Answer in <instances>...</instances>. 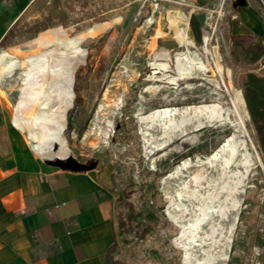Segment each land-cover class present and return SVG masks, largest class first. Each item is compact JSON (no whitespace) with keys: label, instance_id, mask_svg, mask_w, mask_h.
I'll list each match as a JSON object with an SVG mask.
<instances>
[{"label":"rangeland","instance_id":"1","mask_svg":"<svg viewBox=\"0 0 264 264\" xmlns=\"http://www.w3.org/2000/svg\"><path fill=\"white\" fill-rule=\"evenodd\" d=\"M236 9L34 0L0 40V117L47 160L95 163L120 226L111 260L264 264V155L243 96L248 74L264 78V27L246 38Z\"/></svg>","mask_w":264,"mask_h":264},{"label":"crops","instance_id":"2","mask_svg":"<svg viewBox=\"0 0 264 264\" xmlns=\"http://www.w3.org/2000/svg\"><path fill=\"white\" fill-rule=\"evenodd\" d=\"M33 1L12 0L0 12V40ZM246 2L235 11L238 25L262 38L264 1ZM36 95L21 91L14 116L25 115ZM0 123V264H106L105 254L117 240L108 189H100L87 172L49 165L14 121L2 116Z\"/></svg>","mask_w":264,"mask_h":264},{"label":"trees","instance_id":"3","mask_svg":"<svg viewBox=\"0 0 264 264\" xmlns=\"http://www.w3.org/2000/svg\"><path fill=\"white\" fill-rule=\"evenodd\" d=\"M194 24L196 25L195 22ZM250 37H253V34H250L246 38L250 39ZM234 38L239 39L240 36L236 35ZM251 48L255 51L254 57L252 59L254 61H257L264 51V45L262 42L259 43L257 41L256 43L252 44ZM243 84V96L245 105L250 119L254 125L258 143L264 155V78L260 77L258 74L250 73L246 76ZM117 227L119 231L120 226L118 223ZM115 246L116 240L113 241L112 245L108 248L105 254L106 264H120L119 261L111 260L110 257Z\"/></svg>","mask_w":264,"mask_h":264},{"label":"water","instance_id":"4","mask_svg":"<svg viewBox=\"0 0 264 264\" xmlns=\"http://www.w3.org/2000/svg\"><path fill=\"white\" fill-rule=\"evenodd\" d=\"M237 8H241L247 5L246 0H236V3L234 4ZM204 19V15H198L196 17V22L200 23L201 21H203ZM47 163L49 165H52L54 167L59 168L62 171H69V172H73V173H78V172H86L89 171L91 169H93L95 167V163H92L90 165H86V164H81L78 163L76 160L74 159H59L56 158L54 160H47Z\"/></svg>","mask_w":264,"mask_h":264},{"label":"bare ground","instance_id":"5","mask_svg":"<svg viewBox=\"0 0 264 264\" xmlns=\"http://www.w3.org/2000/svg\"><path fill=\"white\" fill-rule=\"evenodd\" d=\"M239 118H240V121H241V123L243 124L242 126L245 128V125H244V122H243V119H242V117H241V116H239Z\"/></svg>","mask_w":264,"mask_h":264},{"label":"flooded vegetation","instance_id":"6","mask_svg":"<svg viewBox=\"0 0 264 264\" xmlns=\"http://www.w3.org/2000/svg\"><path fill=\"white\" fill-rule=\"evenodd\" d=\"M236 3V0H234V4Z\"/></svg>","mask_w":264,"mask_h":264},{"label":"built area","instance_id":"7","mask_svg":"<svg viewBox=\"0 0 264 264\" xmlns=\"http://www.w3.org/2000/svg\"><path fill=\"white\" fill-rule=\"evenodd\" d=\"M16 125V124H15ZM17 126V125H16Z\"/></svg>","mask_w":264,"mask_h":264}]
</instances>
